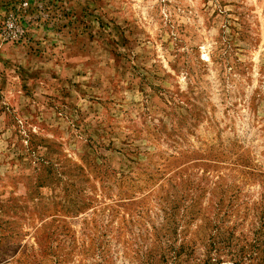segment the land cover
I'll list each match as a JSON object with an SVG mask.
<instances>
[{"label": "rangeland", "instance_id": "374dc122", "mask_svg": "<svg viewBox=\"0 0 264 264\" xmlns=\"http://www.w3.org/2000/svg\"><path fill=\"white\" fill-rule=\"evenodd\" d=\"M0 264H264V0H0Z\"/></svg>", "mask_w": 264, "mask_h": 264}]
</instances>
